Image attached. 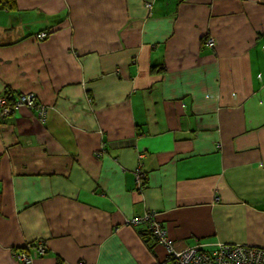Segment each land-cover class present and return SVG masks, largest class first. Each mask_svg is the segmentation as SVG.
<instances>
[{"label": "crops", "instance_id": "crops-1", "mask_svg": "<svg viewBox=\"0 0 264 264\" xmlns=\"http://www.w3.org/2000/svg\"><path fill=\"white\" fill-rule=\"evenodd\" d=\"M7 90L46 114L0 122V264H176L150 210L175 251L264 247V0H15Z\"/></svg>", "mask_w": 264, "mask_h": 264}, {"label": "built area", "instance_id": "built-area-1", "mask_svg": "<svg viewBox=\"0 0 264 264\" xmlns=\"http://www.w3.org/2000/svg\"><path fill=\"white\" fill-rule=\"evenodd\" d=\"M150 8L149 6H147ZM45 32L38 33L35 38L45 37ZM207 46L213 48L214 42L212 39L207 40ZM10 98V96H9ZM37 99L32 93L20 94L16 101L12 103L10 109L7 96L3 94L0 96V103L4 105L5 112L0 110V118L13 112V110L22 107L23 105L29 109H36L38 117L41 122L45 120V110L37 102ZM138 188L144 186V174L137 169L135 173ZM156 211L150 210L141 218H132L128 223L137 225L142 221L150 222V228L156 235L157 243L166 248L167 254L175 260L176 264H264V247H249L245 245H228L218 244L211 250L205 249L201 246H194L183 251H175L171 247V242L166 238L165 231L161 223L155 219ZM47 253L45 242L38 239L34 242L27 243L24 248L16 251L13 257L18 264H32L35 257L44 256ZM174 262V261H173Z\"/></svg>", "mask_w": 264, "mask_h": 264}, {"label": "trees", "instance_id": "trees-1", "mask_svg": "<svg viewBox=\"0 0 264 264\" xmlns=\"http://www.w3.org/2000/svg\"><path fill=\"white\" fill-rule=\"evenodd\" d=\"M15 7V0H0V12L1 11H10V10H13ZM41 32H45L46 35L45 37L43 38H36L38 41H42V40H45L49 37L50 35V32H46V31H41ZM40 33V32H38ZM36 33L35 36L38 34ZM164 70V68L162 67H159V66H154V67H151V71L152 72H162ZM4 95L7 96V100L9 102V106H10V109H12V103L16 101V98L18 96H20V93L18 92H12L11 90L10 91H6L4 93ZM1 96H3V94H1ZM10 96V98H9ZM37 100V99H35ZM17 110V109H15ZM14 111V110H13ZM9 115H5L3 118H0V122L2 121V119H6V117H8ZM141 171V170H140ZM142 172V171H141ZM143 173V172H142ZM144 182V180H143ZM143 216H136V218H141L142 219ZM155 219H156V216H155ZM157 220V219H156ZM144 225L145 226V229H142L141 231H139L140 235L146 239V237L152 239V240H155L157 242V238H156V235H154V233L152 232V228H150V222L148 221H142L140 223H138L137 225ZM146 242H148V240L146 239ZM171 247H172V244H171ZM173 248V247H172Z\"/></svg>", "mask_w": 264, "mask_h": 264}, {"label": "rangeland", "instance_id": "rangeland-1", "mask_svg": "<svg viewBox=\"0 0 264 264\" xmlns=\"http://www.w3.org/2000/svg\"><path fill=\"white\" fill-rule=\"evenodd\" d=\"M4 105H1V103H0V110H2L3 112H5V109H4V107H3ZM11 114V113H10ZM10 114H8V115H10ZM100 155V154H99ZM148 212V211H147ZM131 220H132V218H131ZM130 224V223H129ZM130 225H132L133 226V224H130ZM41 240H43V239H41ZM44 241V240H43ZM45 242V241H44ZM29 243V242H28ZM27 244V243H26ZM25 244V245H26ZM24 245V246H25ZM46 245V244H45ZM24 246L22 247V248H24ZM22 248H20L19 250H21ZM166 249V248H165ZM18 251V250H17ZM166 253H167V251H166ZM167 258L168 259H170V260H172V261H174V263H175V260L172 258V257H170L168 254H167Z\"/></svg>", "mask_w": 264, "mask_h": 264}, {"label": "clouds", "instance_id": "clouds-1", "mask_svg": "<svg viewBox=\"0 0 264 264\" xmlns=\"http://www.w3.org/2000/svg\"><path fill=\"white\" fill-rule=\"evenodd\" d=\"M34 241H36V240H34ZM34 241H32V242H34Z\"/></svg>", "mask_w": 264, "mask_h": 264}]
</instances>
